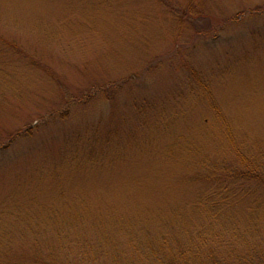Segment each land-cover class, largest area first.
<instances>
[{"label": "rangeland", "instance_id": "rangeland-1", "mask_svg": "<svg viewBox=\"0 0 264 264\" xmlns=\"http://www.w3.org/2000/svg\"><path fill=\"white\" fill-rule=\"evenodd\" d=\"M243 140L264 146V0H0V264L197 224L193 173Z\"/></svg>", "mask_w": 264, "mask_h": 264}, {"label": "trees", "instance_id": "trees-1", "mask_svg": "<svg viewBox=\"0 0 264 264\" xmlns=\"http://www.w3.org/2000/svg\"><path fill=\"white\" fill-rule=\"evenodd\" d=\"M232 144L227 155L203 158L193 173L192 181L206 188L188 202L199 217L197 224L187 226L189 222L182 216L162 218L153 234L146 232L139 240L136 221L122 222L113 231L129 236L126 255L100 233V224L95 230L97 238L103 234L102 250H97L96 256L88 248L83 251L78 242L73 243V250L82 255L79 261L72 260L63 245L36 246L38 238L31 232L26 239L34 242L37 262L99 264L104 252L108 258H102L104 264L108 260L110 264L129 260L132 264H264V146L248 140ZM65 234L60 231L54 236L62 244L67 239ZM86 243L91 246L90 241Z\"/></svg>", "mask_w": 264, "mask_h": 264}]
</instances>
